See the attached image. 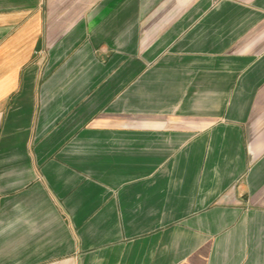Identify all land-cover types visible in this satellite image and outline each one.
I'll return each mask as SVG.
<instances>
[{"label": "crops", "instance_id": "0c3cea01", "mask_svg": "<svg viewBox=\"0 0 264 264\" xmlns=\"http://www.w3.org/2000/svg\"><path fill=\"white\" fill-rule=\"evenodd\" d=\"M0 264H264V0H0Z\"/></svg>", "mask_w": 264, "mask_h": 264}]
</instances>
